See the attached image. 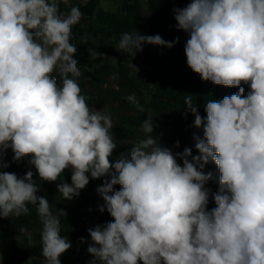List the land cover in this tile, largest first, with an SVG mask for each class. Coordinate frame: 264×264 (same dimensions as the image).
<instances>
[{
	"label": "clouds",
	"instance_id": "9594fccd",
	"mask_svg": "<svg viewBox=\"0 0 264 264\" xmlns=\"http://www.w3.org/2000/svg\"><path fill=\"white\" fill-rule=\"evenodd\" d=\"M173 12L176 28L189 36L188 67L238 92L209 100L205 117L191 95L185 98L193 126L203 130L202 137L194 134L198 155L161 146L145 119V138L113 161L112 118L91 109L69 78L81 75L70 43L79 8L62 14L57 0H0V169L9 167L8 149L15 162L30 157L42 181L55 182L71 168V184L57 185L67 200L90 177H109L97 192L99 211L113 219L88 229L90 264H264V0H189ZM178 42L124 33L118 48L134 57L145 44L171 49ZM88 51L90 59L102 55ZM126 99L136 103L135 96ZM209 162L219 173L214 193L205 187L214 178L204 171ZM38 191L31 170L23 177L0 171V218L35 206L46 264H61L71 248L61 235L66 213L53 214ZM210 194L215 207L208 210ZM19 232L31 240L26 228Z\"/></svg>",
	"mask_w": 264,
	"mask_h": 264
},
{
	"label": "rangeland",
	"instance_id": "374dc122",
	"mask_svg": "<svg viewBox=\"0 0 264 264\" xmlns=\"http://www.w3.org/2000/svg\"><path fill=\"white\" fill-rule=\"evenodd\" d=\"M124 0H79L73 7H78L82 13V18L72 27V35L70 43L77 47V52L74 59H77L78 68L81 72L79 77H71L77 80L81 94L86 97L88 106L97 111H102L103 114L109 115L113 121L111 132L114 136L117 150L121 152V148L126 153L129 144L138 143L144 139L146 134L142 130L143 123L136 128L135 137L130 140L119 139L115 134L116 128L120 125L122 116L130 114L139 116L143 119H151L154 124L152 135L158 139L161 146L166 147L169 140L173 139V133L180 130V121L186 120V115H181L180 110L173 101H168L170 109L163 110L158 107L155 100L158 98L156 79L160 77L161 69L164 66L169 74L173 77L185 78V73L189 70L186 61V55L183 46V38L188 34L177 29V34L173 38H179L176 47L179 52H173L172 48L154 45H145L143 50L136 53L134 57L130 54L121 52L118 48L121 34L115 35L107 33L100 28L95 15L88 13L89 7L96 4L106 11H117L121 7ZM59 2V1H57ZM59 4V10L62 14H67L72 7L64 4ZM143 12L149 14L148 0H141ZM88 49H93L102 55L96 59H90ZM171 63L166 65L163 61ZM181 61H183L182 64ZM134 64L138 69L137 73L130 67ZM164 64V65H163ZM183 89V86H180ZM128 96H135L136 103L129 102L126 99ZM139 104V108L137 107ZM156 104V105H155ZM140 109H143L142 111ZM180 111V112H179ZM117 157V155H115ZM114 158V155H113ZM29 160L22 161L11 166L9 169H0V171H8L15 173L18 177H23L27 171L31 170L34 174V182L39 187L37 195L44 196L50 203V208L53 214H56L59 209H62L66 215L61 217L67 218L68 213L66 207L75 206L79 201H85V216L88 223L92 224L99 218V211L92 206L95 200L97 188L106 180L105 177L92 179L90 177L88 185L80 190L79 195L71 200L64 199L62 194L58 192L57 185L61 182L71 184V168L66 169L60 178L55 182L42 181L34 166L30 165ZM213 171L215 183L218 184V169L214 163L210 162ZM116 190V189H115ZM210 197L207 205L210 210ZM29 212L26 215L18 217L15 222L14 239L19 241V244L13 246V249L6 247L7 256L0 251V264H11L13 260L19 264H46V259L42 255V247H40V225H42L35 206L29 205ZM8 218H0V225L6 224ZM26 228L27 233L31 235L29 240L27 234L19 232L20 228ZM67 238V237H66ZM70 241V239H68ZM92 243L90 236H86L81 240H76L72 243L69 250L75 253H82L85 261L79 264H90L94 257L87 252V248ZM20 244L22 246H20ZM14 245V244H13ZM15 247V248H14ZM69 250L67 251L69 253ZM85 257H88L85 258ZM98 264V262H97Z\"/></svg>",
	"mask_w": 264,
	"mask_h": 264
},
{
	"label": "trees",
	"instance_id": "16d2710c",
	"mask_svg": "<svg viewBox=\"0 0 264 264\" xmlns=\"http://www.w3.org/2000/svg\"><path fill=\"white\" fill-rule=\"evenodd\" d=\"M61 4L63 0H57ZM58 2V3H59ZM149 2V14L143 12V7L141 0H124L121 7L117 11H106L100 7H96V4H93L89 7L88 13L95 15L97 22L100 25V28L107 33L121 34L124 33H135L138 32L141 35H160L165 41H173V38L177 34L176 21L174 19V8H183L189 2V0H148ZM189 38V36H188ZM187 36L183 38V46L186 44ZM146 46L149 44H145ZM144 45V46H145ZM184 49L183 47H181ZM173 52L178 53L179 48L172 47ZM166 65L171 63L166 60L163 61ZM183 61H181L182 64ZM184 64V63H183ZM164 65V64H163ZM165 66V65H164ZM161 69L160 77L156 79L157 82V91L158 98L155 100V103L160 109L168 110L170 109V104L168 101H173L175 105L178 106L180 114L186 115V120L179 123L180 130H176L173 133V139L168 141L167 148H169L174 154L178 152H183L185 148L192 149L193 155H198L197 150L195 149V139L194 134L203 136L202 128L197 129L193 126L195 116L185 107V98L189 95L192 97L193 105L197 107L198 114L202 117L206 116L204 105L211 99H222L224 96H229L233 93L238 92V88H230L225 86H219L213 84L211 81H203L201 77L194 73L190 68L185 73L186 77H173L169 72L164 68ZM183 86V89L180 86ZM245 88L247 93L248 86L242 85ZM170 101V102H171ZM155 104V105H156ZM143 123V119L139 116H134L130 114H124L121 119L120 125L116 128L115 134L119 139L130 140L135 137L136 128ZM177 142L179 146L177 147ZM129 144L126 149V153L117 150L111 157L114 161L123 154L127 152L135 145ZM117 155V157H115ZM30 157H27L25 160H21L12 165L11 161L8 160L6 163L9 164V167L15 166L22 161L29 160ZM178 163L182 165V161L177 157ZM210 162L205 166V172H212ZM6 168V169H9ZM109 179V177H105ZM119 185L115 186L116 190H119ZM206 188L210 189L211 193H214L218 189V184L214 180L209 181L206 185ZM85 201H79L75 206L66 207L68 217L61 219V235L70 239V241L81 240V238L89 236L88 229L94 228L95 226H103L106 223L112 221V217L105 210L103 213L99 211V208L103 206V200L99 194H96L95 200L92 202V206L99 211V218L95 223H88L85 216ZM210 210L215 207L214 201L211 198L210 194ZM23 216V215H22ZM21 217V216H20ZM19 220L18 217H9L6 221V224L0 225V241L9 235H14L15 231V222ZM42 227L40 225V233L42 232ZM71 242V245L72 243ZM19 244L18 240H15L14 246ZM20 246H22L20 244ZM40 247L41 238H40ZM14 247V248H15ZM68 251V250H67ZM63 253L59 259L61 264H79L85 261L84 257L80 254L75 253V251L69 250L68 252ZM88 259V257H85ZM98 262V261H97ZM11 264H19L18 261L13 260ZM99 264V262H98Z\"/></svg>",
	"mask_w": 264,
	"mask_h": 264
},
{
	"label": "built area",
	"instance_id": "2783aa9c",
	"mask_svg": "<svg viewBox=\"0 0 264 264\" xmlns=\"http://www.w3.org/2000/svg\"><path fill=\"white\" fill-rule=\"evenodd\" d=\"M78 1L79 0H67V3H64V2L63 3H64V5H66L68 7H73L76 4V2H78ZM53 76H55L57 78L58 83H59L60 78H59L58 72H54ZM12 157H13V153H12L11 149H8L4 155V162L6 163L8 160H10L12 165L15 164L16 162L13 161ZM26 158L27 157H25L23 160H25Z\"/></svg>",
	"mask_w": 264,
	"mask_h": 264
},
{
	"label": "crops",
	"instance_id": "0c3cea01",
	"mask_svg": "<svg viewBox=\"0 0 264 264\" xmlns=\"http://www.w3.org/2000/svg\"><path fill=\"white\" fill-rule=\"evenodd\" d=\"M14 236H15V234L9 235L0 241V251H2L5 254V257L7 256L6 250L8 249V246L10 245V248H9L10 250H11V248L13 249V246H14L13 244L15 243V240H16V239H14ZM6 247H7V249H6ZM3 262L4 261H1V264Z\"/></svg>",
	"mask_w": 264,
	"mask_h": 264
}]
</instances>
